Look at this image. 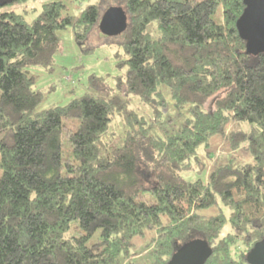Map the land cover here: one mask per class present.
Returning <instances> with one entry per match:
<instances>
[{"label":"trees","instance_id":"16d2710c","mask_svg":"<svg viewBox=\"0 0 264 264\" xmlns=\"http://www.w3.org/2000/svg\"><path fill=\"white\" fill-rule=\"evenodd\" d=\"M22 1L0 0V264H140L134 239L151 230L150 264L196 238L204 264H249L264 239V52L238 33L243 0H114V82L92 73L86 92L41 109L31 68H52L60 28L85 45L101 18L96 4L63 15L60 0L30 23L3 9ZM165 93L187 111L177 125L161 122ZM215 137L251 161H218Z\"/></svg>","mask_w":264,"mask_h":264},{"label":"rangeland","instance_id":"374dc122","mask_svg":"<svg viewBox=\"0 0 264 264\" xmlns=\"http://www.w3.org/2000/svg\"><path fill=\"white\" fill-rule=\"evenodd\" d=\"M45 0H24L15 4H5L4 10L15 11L24 17L27 22H32L41 9V5ZM64 4L62 14H70L77 16L81 9L88 4H96L98 6L99 17L115 4L114 0H60ZM214 19L221 21V7L219 6L214 14ZM150 34L155 37L157 33L154 28L148 27ZM59 45L54 54L53 65L50 69L43 67H32L31 71L36 75L35 87L42 91V100L37 105V109L50 107L53 105L64 104L71 98L79 96L88 90V76L92 73L95 75L106 76L110 78V83L114 82L113 75L119 74L120 70L116 67V53L121 52L120 39L122 32L115 34H106L100 27V21L89 35L85 45H80L75 39L70 26L60 28L58 31ZM81 46L83 48H81ZM88 49V50H86ZM107 81V79H105ZM127 97V96H124ZM130 103L134 107L145 111L146 115L150 117L149 108L143 106L137 97L130 96ZM166 106L161 111V122L163 126L179 124L186 116L187 111L181 109L177 111L172 100L167 93H165ZM168 120V121H167ZM244 124V123H243ZM243 124L241 127H243ZM245 127V126H244ZM154 129L160 133V126L156 124ZM218 142L215 148V143ZM221 142V144H220ZM215 137L211 141L209 150L214 151L212 154L219 155L218 161H226L231 156H237L241 161H251L252 157L249 152L242 148L230 149L228 142H224ZM219 148L221 151H218ZM214 159V158H213ZM212 159V160H213ZM212 160H209L211 162ZM207 163V166L210 163ZM217 162V161H216ZM213 162V163H216ZM212 163V164H213ZM1 172V170H0ZM203 213H213L212 209H203ZM165 218H163L164 220ZM78 225L72 223L67 235L77 234ZM99 229L97 228L90 240L89 244L98 242ZM155 234V230L146 231L145 235L141 238H135V245L133 251L137 254L134 256L136 261L140 264H150L151 257L147 252L150 238Z\"/></svg>","mask_w":264,"mask_h":264},{"label":"water","instance_id":"95a60500","mask_svg":"<svg viewBox=\"0 0 264 264\" xmlns=\"http://www.w3.org/2000/svg\"><path fill=\"white\" fill-rule=\"evenodd\" d=\"M244 8L236 20V28L251 54L264 52V0H243ZM125 14L120 7H109L102 15L100 27L106 34H115L125 28ZM210 248L202 239H192L178 248L167 264H204ZM249 264H264V239L247 251Z\"/></svg>","mask_w":264,"mask_h":264}]
</instances>
